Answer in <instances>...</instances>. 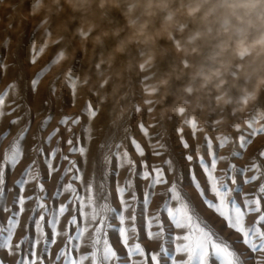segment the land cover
<instances>
[{
    "label": "rangeland",
    "instance_id": "obj_1",
    "mask_svg": "<svg viewBox=\"0 0 264 264\" xmlns=\"http://www.w3.org/2000/svg\"><path fill=\"white\" fill-rule=\"evenodd\" d=\"M192 3L193 0H0V93L15 84L4 110L11 111L7 105L14 98L20 105L19 110L5 115L0 122V136L11 129L8 139L0 144V156L3 148L27 123L29 110L31 131L24 142L26 151L35 142L33 136L49 114L53 119L45 136L57 127L62 116H80L81 124L74 131L80 136L81 144L88 148L87 164L79 155L71 158L84 169L85 181L95 171L99 183L104 156L114 152V145L124 140L127 129V134L144 147L145 159L150 165H163L168 159L173 161L177 171L183 173L182 192L197 205L201 216L225 239L236 240V234L224 228L223 221L201 203L191 186L188 169L195 168L198 178L202 179L195 163V149L199 146L201 154H207L205 137L212 141L219 156L229 157L238 168L251 164L253 158L264 151V134L255 136L247 149L241 150L236 144L240 133L230 127L236 125L245 130L246 120L253 114L264 116V84L258 86L264 69L252 55L239 54L234 43L224 45L227 34H221L222 29L231 28L230 24H225L223 19L205 20L200 13L188 14ZM55 56L58 59L34 92L31 81ZM69 76L78 80L74 93L67 85ZM54 81L55 93L50 94ZM88 102L98 110L91 120L82 115ZM16 117L23 119L18 125H10ZM185 121L196 122L195 136ZM141 123L148 129L151 140L140 131ZM262 123L264 121L258 118L255 127ZM85 126L88 132L82 131ZM60 135L67 140L63 129ZM224 135L231 140L219 147L216 138ZM181 138L189 144L188 149L183 147ZM150 144H163L164 148L157 147L162 155H153ZM51 146H56V139ZM61 147L66 154L67 146L62 143ZM234 151L241 155L232 156ZM186 154L194 156L191 165L184 159ZM32 158V155L26 156L24 163L7 173L6 188H12ZM133 158L141 159L135 153ZM228 162L219 163L218 175L219 170L228 167ZM116 163L113 156L112 172L116 171ZM40 172L45 187L53 191L60 173L49 179L42 163ZM126 176L127 170L121 169L119 180L123 182ZM169 176L171 179V174ZM116 180L115 175L109 178L113 188ZM237 180L243 192L255 190V184H242L239 175ZM141 183L137 180L138 185ZM34 188L35 184L30 183L25 195H31ZM162 190L157 188V192ZM14 194L7 192L8 204ZM130 203L136 208L137 226L140 227L143 206ZM161 203L159 195L154 197L148 213L154 214ZM25 207L28 211L21 218L18 237L24 234L25 224L29 232L35 234L34 225L28 221L33 204L30 202ZM5 217L6 214L0 213V219ZM251 220L252 217L249 222ZM152 230L157 229L153 227ZM109 237L116 246L117 235L109 232ZM141 237L140 243L146 251L159 252L163 245L174 253L167 233L164 238L151 241L143 232ZM63 244L64 238L58 237L52 248L53 258ZM237 247L243 250L242 245ZM117 249L122 252L119 246ZM176 258L187 259L184 254H177ZM0 259L5 264H16L18 257L0 252ZM160 260L161 264H171L164 254Z\"/></svg>",
    "mask_w": 264,
    "mask_h": 264
},
{
    "label": "snow or ice",
    "instance_id": "obj_2",
    "mask_svg": "<svg viewBox=\"0 0 264 264\" xmlns=\"http://www.w3.org/2000/svg\"><path fill=\"white\" fill-rule=\"evenodd\" d=\"M57 59L58 56H55L50 60L31 81L34 92ZM67 85L74 93L78 80L69 76ZM15 87V84L9 85L0 93V122L5 115H11L20 108L14 98L7 105L11 111L4 110L6 100ZM54 93L55 81L50 88V94ZM136 110L140 109L137 107ZM97 114L98 110L93 108L91 102L85 105L82 113L90 120ZM28 116L25 126L12 137L0 156V213L6 214L4 219H0V252L17 256L16 264H46V261L47 264H161V254L167 256L171 264H264V151H260L251 164L238 168L230 162L229 157L219 156L207 137V154H201L199 146L195 149V163L202 179L198 178L195 168L189 167L191 186L201 203L223 221L224 228L236 234L237 239L230 242V238L225 239L201 216L197 205L182 192L183 173L177 171L173 161L168 159L163 165H150L145 159L144 147L127 134V129L124 140L114 145V152L104 156V168L97 183L95 171L85 181L84 169L71 158L79 155L87 164L88 148L81 144L80 136L74 131L81 124L80 116H62L57 127L45 136L53 119L49 114L41 122L37 135L33 136L35 142L26 151L24 142L31 131L30 110ZM258 118L264 121V116L253 114L246 120L245 130L236 125L230 126L240 133L236 144L241 150H246L255 136L264 134V123L255 127ZM22 119L16 117L10 121V125H18ZM185 125L192 129L195 136L198 131L196 122L185 121ZM139 128L151 140L143 123ZM61 129L67 134V140L60 135ZM82 131L88 132L89 129L85 126ZM10 133L9 128L0 136V144L8 139ZM54 139L56 146L52 147ZM216 139L219 147H224L231 137L224 135ZM62 143L68 148L66 154L61 147ZM181 143L185 149L189 148L183 138ZM150 147L153 155L160 156L162 152L157 151V147L165 146L150 144ZM133 153L141 159H134ZM28 155L33 158L26 163L20 178L12 188H6L7 173L15 171ZM240 155V152L232 153L234 157ZM113 156L117 161L115 172L110 168ZM184 159L191 165L194 156L186 154ZM221 161H229L228 167L219 170L218 175ZM41 163L49 179L55 173H60L51 192L43 182ZM121 169L127 170L123 182L119 180ZM248 173L252 174L249 176ZM112 175L117 177L114 188L109 184ZM237 175L242 178V184H255V190L251 193L243 192ZM137 180L143 183L138 185ZM30 183H34L35 188L31 195H25ZM158 187L163 190L157 192ZM7 192L15 193L11 204L7 202ZM157 195L161 197L162 203L154 214H149L148 207ZM130 201L143 206V222L140 227L137 226L136 208ZM30 202L33 207L28 221L34 225L35 234H31L28 224H25L24 234L18 237L21 218L28 211L25 206ZM114 220L118 223H113ZM153 227L157 229L155 232ZM109 232L117 235L116 246L110 240ZM141 232L149 241L164 238L167 233L174 245V253H170L163 245L159 252L146 251L140 243ZM58 237L64 238V244L53 258L52 248ZM239 245L243 246V250L237 247ZM117 246L122 252H118ZM85 248L88 250L83 251ZM177 254H184L187 259L177 260ZM0 264H5V261L0 259Z\"/></svg>",
    "mask_w": 264,
    "mask_h": 264
},
{
    "label": "clouds",
    "instance_id": "obj_3",
    "mask_svg": "<svg viewBox=\"0 0 264 264\" xmlns=\"http://www.w3.org/2000/svg\"><path fill=\"white\" fill-rule=\"evenodd\" d=\"M188 14L200 13L205 20L223 19L227 34L224 45L235 44L242 55H252L264 69V0H193ZM264 84V77L258 81Z\"/></svg>",
    "mask_w": 264,
    "mask_h": 264
}]
</instances>
